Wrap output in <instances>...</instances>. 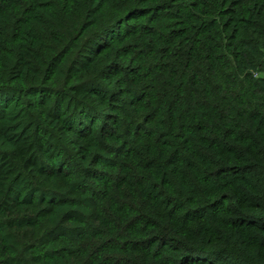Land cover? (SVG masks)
<instances>
[{
  "label": "trees",
  "instance_id": "trees-1",
  "mask_svg": "<svg viewBox=\"0 0 264 264\" xmlns=\"http://www.w3.org/2000/svg\"><path fill=\"white\" fill-rule=\"evenodd\" d=\"M0 264H264V0H0Z\"/></svg>",
  "mask_w": 264,
  "mask_h": 264
}]
</instances>
